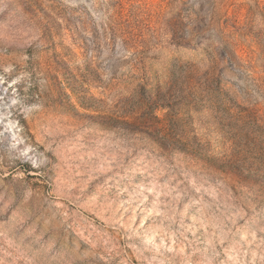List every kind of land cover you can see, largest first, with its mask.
Returning <instances> with one entry per match:
<instances>
[{
    "label": "rangeland",
    "instance_id": "obj_1",
    "mask_svg": "<svg viewBox=\"0 0 264 264\" xmlns=\"http://www.w3.org/2000/svg\"><path fill=\"white\" fill-rule=\"evenodd\" d=\"M0 264H264V0H0Z\"/></svg>",
    "mask_w": 264,
    "mask_h": 264
}]
</instances>
